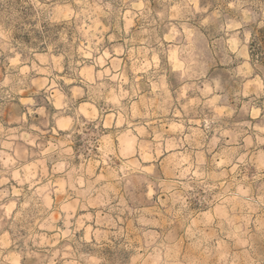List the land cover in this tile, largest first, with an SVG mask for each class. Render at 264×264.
<instances>
[{
	"label": "clouds",
	"instance_id": "9594fccd",
	"mask_svg": "<svg viewBox=\"0 0 264 264\" xmlns=\"http://www.w3.org/2000/svg\"><path fill=\"white\" fill-rule=\"evenodd\" d=\"M0 264H264V0H0Z\"/></svg>",
	"mask_w": 264,
	"mask_h": 264
}]
</instances>
